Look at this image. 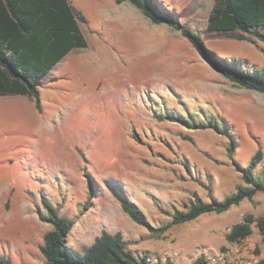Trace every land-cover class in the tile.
Masks as SVG:
<instances>
[{
    "label": "rangeland",
    "instance_id": "rangeland-1",
    "mask_svg": "<svg viewBox=\"0 0 264 264\" xmlns=\"http://www.w3.org/2000/svg\"><path fill=\"white\" fill-rule=\"evenodd\" d=\"M69 1L86 18L88 45L42 79L40 109L33 96H0V258L45 263L40 246L52 223L43 198L72 220L67 247L78 254L108 231L121 233L136 255L157 258L154 264H192L218 252H229L230 264L264 258L255 224L242 242L226 238L246 213L264 215V191L161 236L121 207L129 197L160 227L192 200L234 193L245 184L240 166L264 152V94L227 79L181 31L129 1ZM214 1L162 0L208 51L264 69V40L208 30ZM254 174L264 180V156Z\"/></svg>",
    "mask_w": 264,
    "mask_h": 264
},
{
    "label": "trees",
    "instance_id": "trees-1",
    "mask_svg": "<svg viewBox=\"0 0 264 264\" xmlns=\"http://www.w3.org/2000/svg\"><path fill=\"white\" fill-rule=\"evenodd\" d=\"M122 1L131 2L154 23H166L181 31L203 58L230 81L264 94V69L250 70L244 62L221 59L208 51L204 39L184 26L162 0H119ZM80 20L86 18L74 10L69 0H0V96H33L40 109L39 85L42 79L74 48L88 45ZM263 26L264 0H215L207 23L210 31L239 30L264 40L260 31ZM210 125L216 127L215 120ZM229 151L232 155L234 149L229 147ZM263 156L264 152L259 148L246 167L240 166L245 184H238L234 193L222 201L192 200L187 210L176 211L171 221L163 226H153L144 211L129 197L121 198V207L136 223L161 236L174 225L194 220L204 213L225 212L264 191V180L256 179L254 174ZM42 201L52 223L40 246L44 264H149L150 256L147 253L136 255L127 247L121 233L104 231L84 254L73 252L67 247L72 220L62 215L47 198ZM253 224L260 229L264 240V215L255 217L253 213H246L242 221L230 227L227 240L242 242L252 234ZM207 263L208 257L201 255L192 264ZM0 264L13 263L2 257ZM254 264H264V258Z\"/></svg>",
    "mask_w": 264,
    "mask_h": 264
},
{
    "label": "built area",
    "instance_id": "built-area-1",
    "mask_svg": "<svg viewBox=\"0 0 264 264\" xmlns=\"http://www.w3.org/2000/svg\"><path fill=\"white\" fill-rule=\"evenodd\" d=\"M149 264H154L157 261V258H151L149 257ZM233 259L230 258L229 252H218L214 256H209L208 257V263L207 264H230L232 263ZM235 263L239 264H254L255 262L251 261H243L240 260V262L235 261Z\"/></svg>",
    "mask_w": 264,
    "mask_h": 264
}]
</instances>
